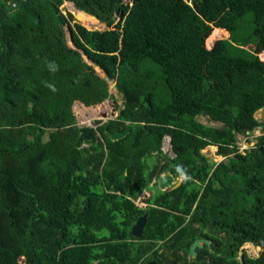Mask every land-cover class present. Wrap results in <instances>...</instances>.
Returning a JSON list of instances; mask_svg holds the SVG:
<instances>
[{"label":"trees","instance_id":"16d2710c","mask_svg":"<svg viewBox=\"0 0 264 264\" xmlns=\"http://www.w3.org/2000/svg\"><path fill=\"white\" fill-rule=\"evenodd\" d=\"M67 1L85 25L110 28L73 23ZM94 64L124 107L80 125L75 101L113 96ZM261 109L264 0H0V264H264ZM262 125L241 153L238 138ZM210 144L230 162L209 160ZM177 166L191 179L162 187ZM199 237L215 252L190 262ZM246 242L257 257L238 258Z\"/></svg>","mask_w":264,"mask_h":264},{"label":"rangeland","instance_id":"374dc122","mask_svg":"<svg viewBox=\"0 0 264 264\" xmlns=\"http://www.w3.org/2000/svg\"><path fill=\"white\" fill-rule=\"evenodd\" d=\"M128 1H130V0H128ZM72 4L73 3L71 1H67L64 4H62L61 7L65 13H67V11H69V12H72L74 14L75 19L72 21L73 23L74 22H81L82 24H85V23H83V21L78 16H76V11H75L76 7L74 6L75 9H73ZM87 26L90 28L101 29V30L110 28L104 22H101L100 24H93V25H90V26L87 25ZM67 36L69 38L68 39L69 45L74 47V44H73L74 42H72L70 39V31L69 30H67ZM84 57L87 61H90L86 55H84ZM94 67H95L96 71L99 74H101L102 77H104L106 75L105 72L100 67H98L97 65H94ZM114 83L115 82L110 84V91L113 93V96L108 97L107 99H105L100 104L87 107V106L83 105L82 103H80L79 101L74 102L73 110L75 112L78 123H80L82 125H93L94 120L107 121L109 119L117 117V115L120 111L119 107H122L121 103L124 101V99L122 97V94L119 93L118 89L114 88V86H113ZM116 98H118V99H117V102L114 104L113 100H116ZM107 107H110L111 109L107 111V109H105ZM114 107L117 109V111L115 113L113 112ZM93 108L95 110H93ZM105 113L107 114V116H105ZM256 117L260 120H264V109L259 110L256 113ZM198 118L203 123H206L209 125H221L220 122L211 121L206 116H199ZM261 128L262 127H257L253 132L249 133V140L247 141L248 144H243L242 143L243 141H241V142H239V145L244 149H251V147L257 142V136L263 133V130ZM46 138H47V135L45 136V139ZM163 149L165 152L168 149V151L166 153L174 156V154L172 153L171 139L169 136H166L164 141H163ZM216 151H217V148L215 146H209V147H206L202 152H204L205 155L208 157V159L213 161L214 163H218L221 161H224L226 163L230 162L231 157H228L227 159L223 160L222 159L223 157L217 156ZM220 159H222V160H220ZM180 180H181V178L179 176V177L174 179V182L176 183V181L178 182ZM158 187H160V186H158ZM154 189H157V188L156 187H154V188L150 187V188H148V190L144 191L141 194V196L137 199V204H139V206H145L146 205L145 198L149 197L154 192ZM249 245L253 246V244H251V243H247L244 246H242L243 250L245 249L248 254H253L254 256H258L260 254V252L262 251V250H259L258 247H256L255 250L252 251V248H250ZM209 250H210V248H209ZM241 254H242V251L240 250L239 254H238L239 259H241Z\"/></svg>","mask_w":264,"mask_h":264},{"label":"water","instance_id":"95a60500","mask_svg":"<svg viewBox=\"0 0 264 264\" xmlns=\"http://www.w3.org/2000/svg\"><path fill=\"white\" fill-rule=\"evenodd\" d=\"M92 29H94V28H92ZM70 39L73 42V37H72V32L71 31H70ZM107 80H108L109 83H113L114 79H113L112 76H107ZM113 86H114V88H117V84L116 83ZM117 99L118 98H116V100H113L114 104L117 102ZM121 106L124 107V101L121 103ZM116 111H117V109L114 107L113 108V112L115 113ZM105 116H107L106 113H105ZM131 129H132V125H127L125 129L117 131L116 133H114L113 139L117 140V139H119V138H121L123 136H126L131 131ZM86 142L87 143H91L92 139L86 140ZM182 181L183 180L178 181L173 186V188H177L182 183ZM171 184H173V177H172V175H170L167 172L165 176L161 177L160 185L162 187H167V186H169ZM146 220H147V214H144L141 217H139V219L137 220L136 224L133 226V229H132L133 234H135L136 236H140L142 234L143 228H144L145 223H146ZM213 224H215V222H213ZM205 245H207L210 248L211 252H214V249L211 248V245H212V240L211 239L198 238L190 246L189 255H188V257L190 259V262L198 256V249L199 248H203ZM149 264H158V263H157V261L153 260Z\"/></svg>","mask_w":264,"mask_h":264},{"label":"clouds","instance_id":"9594fccd","mask_svg":"<svg viewBox=\"0 0 264 264\" xmlns=\"http://www.w3.org/2000/svg\"><path fill=\"white\" fill-rule=\"evenodd\" d=\"M73 3V2H72ZM74 4V3H73ZM75 6V5H74ZM77 9V8H76ZM79 10V9H78ZM82 11V10H81ZM85 12V11H84ZM90 15V14H89ZM93 16V15H92ZM95 17V16H94ZM97 18V17H96ZM98 19V18H97ZM99 20V19H98ZM100 21V20H99ZM100 22H102V21H100ZM83 25H85V24H83ZM86 27H88L87 25H85ZM89 29H90V27H88ZM92 29V28H91ZM108 29V28H107ZM94 30H101V29H94ZM105 30V29H104ZM74 44V43H73ZM74 47H75V44H74ZM94 65H96V64H94ZM47 67H48V69H49V71H51V72H56V71H58L59 70V65L58 64H56V62L55 61H47ZM99 67V66H98ZM101 68V67H100ZM102 69V68H101ZM103 70V69H102ZM104 77H107L106 75L104 76ZM113 82H114V80H113ZM111 84V83H110ZM115 84V83H114ZM45 87H47V88H49L52 92H56L57 91V88H56V86L54 85V84H52V83H45ZM117 89V88H116ZM80 103H82L81 101H79ZM102 103V102H101ZM83 105H85L84 103H82ZM100 104V103H99ZM86 106V105H85ZM92 106H94V105H92ZM88 107V106H87ZM119 114V113H118ZM113 119V118H112ZM94 122V121H93ZM80 125H82V124H80ZM261 127H263V125L261 126ZM253 132V131H252ZM249 133H251V132H247V134H246V136L245 137H239L238 138V141H237V144H238V146H239V151L241 152V153H245L247 150H249V149H244V148H242L240 145H239V142H241V141H243L242 143L243 144H248L247 143V141L249 140ZM170 137V136H169ZM170 139H171V137H170ZM251 142V141H250ZM172 145V144H171ZM255 145V144H254ZM253 145V146H254ZM209 146H215L216 148H217V150H218V146L217 145H213V144H210V145H208V146H206V147H209ZM252 146V147H253ZM205 147V148H206ZM251 147V148H252ZM204 148V149H205ZM169 149V148H168ZM168 149L166 150V152L168 151ZM203 149V150H204ZM164 150V149H163ZM202 150V151H203ZM165 152V151H164ZM165 152V153H166ZM172 153H173V151H172ZM204 153V152H203ZM205 154V153H204ZM216 154H217V156H221V157H223L222 159L224 160V159H227L228 157H230V156H232L233 154H230V156H225V155H220V154H218L217 153V151H216ZM207 157V156H206ZM222 159H220V160H222ZM221 162H223V161H221ZM218 163H220V162H218ZM217 163V164H218ZM176 171L179 173V176H180V178H181V180H189V179H191V177H189L188 176V174H187V170L185 169V168H183L182 166H177V168H176ZM167 173V172H166ZM166 173L165 174H163V176H165L166 175ZM162 176V177H163ZM173 177V176H172ZM174 177H173V184H171V185H175L176 183H177V181H176V183L174 182ZM180 180V181H181ZM170 186V185H169ZM199 238H207V237H199ZM198 239V238H197ZM208 239H210V238H208ZM212 240V239H211ZM247 243H251V244H253V246L252 245H249L250 246V248H252V251L253 250H255V248L256 247H258L259 248V250H262V247L261 246H257V245H255L253 242H246V243H244L242 246H244L245 244H247ZM211 248H212V245H211ZM254 248V249H253ZM213 249V248H212ZM240 250L242 251V254H241V259H242V256H243V253L244 252H247L245 249L243 250V248L241 247L240 248ZM214 252H215V250H214ZM214 252H212V253H214ZM250 256H254L253 254H249ZM257 257V256H256Z\"/></svg>","mask_w":264,"mask_h":264},{"label":"flooded vegetation","instance_id":"af4514ba","mask_svg":"<svg viewBox=\"0 0 264 264\" xmlns=\"http://www.w3.org/2000/svg\"><path fill=\"white\" fill-rule=\"evenodd\" d=\"M151 261H153V260H151ZM151 261H149V263H150ZM155 261H156V260H155ZM157 263L160 264L158 261H157ZM168 263H169V264H176V262L173 261V260H172V261H169Z\"/></svg>","mask_w":264,"mask_h":264},{"label":"bare ground","instance_id":"6f19581e","mask_svg":"<svg viewBox=\"0 0 264 264\" xmlns=\"http://www.w3.org/2000/svg\"><path fill=\"white\" fill-rule=\"evenodd\" d=\"M102 109H103V108H102ZM105 109H107V111H108V110H110L111 108H110V107H107V108H105Z\"/></svg>","mask_w":264,"mask_h":264}]
</instances>
